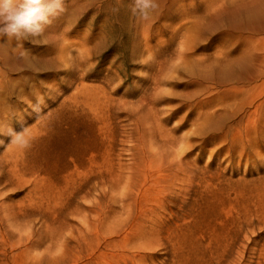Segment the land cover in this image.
<instances>
[{
  "label": "rangeland",
  "instance_id": "obj_1",
  "mask_svg": "<svg viewBox=\"0 0 264 264\" xmlns=\"http://www.w3.org/2000/svg\"><path fill=\"white\" fill-rule=\"evenodd\" d=\"M154 4L0 38V264H264V0Z\"/></svg>",
  "mask_w": 264,
  "mask_h": 264
},
{
  "label": "clouds",
  "instance_id": "obj_2",
  "mask_svg": "<svg viewBox=\"0 0 264 264\" xmlns=\"http://www.w3.org/2000/svg\"><path fill=\"white\" fill-rule=\"evenodd\" d=\"M64 0H0V38L38 39L64 11ZM155 7L154 0H134L133 11L142 16Z\"/></svg>",
  "mask_w": 264,
  "mask_h": 264
},
{
  "label": "bare ground",
  "instance_id": "obj_3",
  "mask_svg": "<svg viewBox=\"0 0 264 264\" xmlns=\"http://www.w3.org/2000/svg\"><path fill=\"white\" fill-rule=\"evenodd\" d=\"M1 85V84H0ZM1 89H2V87H1ZM0 96H1V98H3V97H5L6 96V92H2V91H0ZM0 98V99H1ZM6 105H7V102H0V118L2 117V118H4V116H3V114H4V109H5V107H6ZM10 154H11V152H10ZM7 161H5V163H6ZM4 163V164H5ZM7 164V163H6ZM9 164H13V163H9ZM6 166V165H5ZM14 166L15 165H13V166H11V167H9L10 169H12V167L14 168ZM12 171V170H11ZM21 172V171H20ZM15 173H16V171H15ZM18 173V172H17ZM18 174H21V173H18ZM17 174V175H18ZM21 176H22V174H21ZM15 178V177H14ZM20 180V179H19Z\"/></svg>",
  "mask_w": 264,
  "mask_h": 264
}]
</instances>
